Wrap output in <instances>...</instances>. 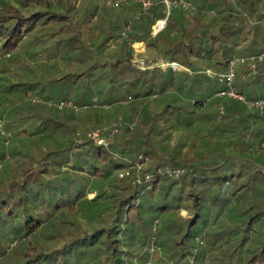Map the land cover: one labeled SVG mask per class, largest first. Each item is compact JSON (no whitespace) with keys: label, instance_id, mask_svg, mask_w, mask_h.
Returning <instances> with one entry per match:
<instances>
[{"label":"trees","instance_id":"16d2710c","mask_svg":"<svg viewBox=\"0 0 264 264\" xmlns=\"http://www.w3.org/2000/svg\"><path fill=\"white\" fill-rule=\"evenodd\" d=\"M154 1L148 12L134 5L138 16L125 36V8H108L101 0H0V57H29L28 47L38 45L55 71L32 89L68 86L74 92L50 101L72 100L80 106L75 112L59 111L46 103L40 88L37 95L44 102L17 101L6 125L15 137L29 133L40 145L37 150L31 142L11 145L10 158H20L15 164L23 167L20 179L12 177L11 159L3 166L7 152L0 150L1 258L9 243H19L10 264H147L143 246L154 240L163 244L179 233L181 238L171 241L170 251L175 250L169 261L161 258L155 264L214 259L264 264V208L246 201L253 198L254 187L264 204V113L228 99L221 114L220 102L212 97L225 85L208 74L225 71L234 55L264 53V22L245 24L235 9L241 1L249 15L263 19L264 0H187L191 5L174 6L169 14L163 0ZM163 17L166 27L153 35L154 18ZM137 40L158 56L134 62ZM263 64L264 58L247 81L237 79L241 92L264 96L247 93ZM1 79L5 94L9 85L4 88ZM9 97L16 99L11 94L0 107ZM120 116L136 124L122 128L125 148L74 138ZM19 118L21 129L15 122ZM142 151L150 154L147 171L157 176L133 186V177L121 173L129 165L126 156L136 159ZM169 167L186 172L174 179L157 173ZM211 199L224 202L223 214L212 219L204 210ZM183 206L190 215L182 216L177 232L168 233L172 224H167ZM157 219H164L162 230L155 229ZM45 227L50 243L40 251L37 234ZM56 239L61 242L53 247ZM187 255L192 263L184 260Z\"/></svg>","mask_w":264,"mask_h":264},{"label":"rangeland","instance_id":"374dc122","mask_svg":"<svg viewBox=\"0 0 264 264\" xmlns=\"http://www.w3.org/2000/svg\"><path fill=\"white\" fill-rule=\"evenodd\" d=\"M86 1L87 0H83V3L86 4ZM235 2H237V1L235 0ZM101 3L104 5L103 0H101ZM235 4H236L235 9H236L237 12H240L242 14L243 22H245V24L248 23V24H250L252 26H255L257 24H260V23L264 22V18L263 19H259V17H255V16L252 17L251 15H249L243 9L241 1L239 3H235ZM108 8H110V7H108ZM112 9H114V8H112ZM27 51L28 52L32 51V54L29 57L26 55L27 53H23V54L22 53H18V54H16V56L13 53V55H11L10 57L8 56L9 54H7L8 57L7 56L0 57V77H2L1 80H2V83L4 84L3 87L5 88L7 85H9L8 86V90H10V91H8L5 94L0 93V103H1V101H4V102L7 101V97L10 96L11 94H14L16 96V99H13L12 97H9L8 102H6L7 105L3 106V107H0V119H2V125L0 124V150L1 149H5L6 152H7L5 154V157L3 158V161H2V162H5L3 164V166L4 165H8L7 162L11 159L9 161V163L13 165V167H12L13 168L12 169V171H13L12 172V177L15 176V178H17V179H20L21 170H22L23 167L20 168V166L17 163L15 164V162H17V160H20V158H17V159L10 158L11 154L9 153V150H10L11 145H13L15 143V141L17 142L16 144H18L20 146H22V144H27V143L29 144L31 142L30 145L33 147L34 150H37L38 147H40V145L37 142L36 143H32V138L30 136H28L29 133H27V134L26 133H21L20 136H18V137L16 136L15 137L14 132L12 130H10V129L8 130L6 128L7 123L12 121L13 118H14V114H15V111H16L14 109L16 108V106H19L17 104V101L22 100V99L23 100L27 99V101L31 100L34 103H42V102H44V100L42 99L44 97L45 99L48 100V101L46 100L47 104L59 109V111H62L64 113L75 112V111H77L80 108V106L77 104L76 107L75 106H65L63 108V110H62V108H59L58 106L55 105V103L53 104V102L50 101L52 99H56L58 97H61L62 94L63 93H67V91L74 92V90H69L68 86H66L67 88H65V87L64 88H60L59 83H50V84L47 85L46 88H43V84L42 85L39 84L35 89L34 88L32 89V86L34 85V83H37L40 79L43 78L44 75H47V74H50V73H54L55 69H54V64H53V66L46 65L47 62L43 58V51L44 50H42V48H39L38 45L29 46ZM246 68L247 67L245 65L239 66V68H238V73H239L238 79L240 78L241 80H244V81L246 80L240 75L243 70H244L243 72L246 71ZM40 88H43V90H39ZM76 88H78V86L74 87V89H76ZM1 89L2 88H0V91H1ZM28 90H30V91L27 92ZM37 91L42 93V95H43L42 98L39 95H37V94H39V93H37ZM7 94H9V95H7ZM34 94H36L37 96L34 97L33 96ZM205 95L206 96L207 95L210 96L208 91L205 92ZM213 96H214V97H212L213 99L218 100L220 102L219 107H218L219 109H220L221 105H224V107L226 106L225 102L228 99L235 100V99H233V98H231L229 96H222V97H219L217 95H213ZM48 97H50V98H48ZM162 97L165 99V97H167V94L166 95H164V93L161 94V98ZM149 98H151V97H149ZM86 105H85L84 108H87L88 106H90L89 104H86ZM219 112H221V111L219 110ZM27 119H30V118H27ZM23 121L20 118H19V121H15L16 123L18 122V124L20 123V126L18 127L19 129H21L24 126ZM119 122H121V126L119 128V132L114 134V135H109L108 141H109L110 144H113V146H117L118 145L120 148H125L126 145L124 143H122L123 139H124V134H123V130L124 129H122V128H123L124 125H128L130 127V129H134L136 124L132 123V124H134V126L131 127L130 126L131 123L130 122L129 123L125 122L122 116H120L119 118H117L114 121L110 119V120L106 121L103 125H101L99 127H96V128L90 129L89 133L91 131L95 130V129H105L106 134H108V131L110 129L114 128L116 126V124L119 123ZM26 123H27L26 126H30L31 123H32V120L30 119ZM31 127L32 126L27 127V128H31ZM2 128H3L4 131H6L5 132L6 134L8 132L12 133V137H11L10 141L8 142V144L5 143L6 137H4V136H6V135L2 134V131H1ZM60 134L64 135L63 132H61ZM88 134L87 135H83L82 133L78 132V133H76L74 138L77 139L78 141H83L84 137H86V136L89 137ZM30 145H28V146H30ZM80 149H82V147H80ZM77 150H79V149L77 148ZM111 155L115 156V154L113 152H112ZM125 155H128V154H125ZM115 157H117V156H115ZM126 157H127V162L129 163V165L126 167V169L130 172V174L125 175V176H132L133 177V181L131 180L133 186H135L136 184H139V182L135 183L134 180L136 178L140 179V181L142 182L141 184H143V183L145 184V181L143 180L144 176L146 177V176H150V174H152L151 173V168L148 169V171H147L150 154L146 153L145 151H142L140 153V156L136 157V159H132L131 155L130 156L128 155ZM2 162H0V164H2ZM35 166H36V164H35ZM169 168H172V167H169ZM161 169H162L161 173H158V171H157V173L161 174V175H164L165 174L164 170H166L167 168H161ZM144 170H146V171H144ZM185 172H186V170L183 173H185ZM156 176L157 175H153L152 179L155 180ZM171 178L174 179V177H171ZM152 179H150V180H152ZM252 188L254 189L253 198L246 199V201H248L249 204L250 203H252V204L255 203L256 205H258V204L262 205V207L264 208V204H261V203H263V200L260 198L259 191L257 189H255L254 187H252ZM186 189L187 188L185 187V191H186ZM94 195H95L94 193H89L88 196L89 197H93ZM223 203L224 202H222V201H216L214 199H211L210 202L206 203V205H205L206 209H204V210L208 209L209 214H210V219H212V217L216 216L220 211H221V215L223 214V210H222V208H223L222 205H224ZM238 208H240V207H238ZM189 215H190V212L184 206L181 207L179 210H177L176 213H175L174 218L171 219L172 222L169 221V223L167 224V226L172 224L170 226L172 228V230L170 228V231L168 233L177 232V230H178V222L180 223L179 220L182 219V216H189ZM221 215L219 216V221H221V219H222ZM61 218L65 219L66 217L62 216ZM157 220H159V222L155 223L156 224L155 229L156 228L158 229L160 227L159 230H162L165 227L164 221H163L164 219H157ZM82 221H85V220L82 219ZM229 222H230V225H231L232 224V220H229ZM84 229H85V227L83 226L81 231H83ZM75 232L79 233V229H76ZM48 234L49 233H48V230L46 229V227L43 228L41 230V232H39L37 234L38 235V239H39V247L40 246H44V247L48 246V243H50L49 240L47 241V239H48L47 235ZM179 234H175V236L173 235L171 237V241H175L176 239L181 238V235H179ZM35 239H36V237L33 238L34 241H35ZM45 239H46V242L43 244L41 241H44ZM154 241L152 242V244L150 246L149 245L143 246V248L141 250L142 253L147 252V251L149 253V258H148L147 264H155V262H157L158 260H161V258L163 259V261H167L168 260V256L172 255L174 253V250H175V249H173V251H170V248H171L170 246H172V242L171 241H168V242L164 241L163 244L162 243L158 244V243H156ZM60 242H61V239L54 240L53 243H52L53 247L57 246L58 244H60ZM17 243H18L17 241L9 243V247L7 248L5 254L2 256V258L0 256V264H10L12 261H15V258H16V255H17V248L16 247L19 244V243L18 244ZM39 250L41 251L42 247H40ZM221 250H223V248ZM219 253L222 254L221 252H219ZM176 257L178 259V256H176ZM184 260L185 261L189 260V262L192 263V257L190 255H187ZM133 262L134 263L139 262V258H137V257L134 258ZM170 263L171 264H175L176 260H174V262L170 261ZM207 264H219V261L214 259V261H212V263H211V260H210Z\"/></svg>","mask_w":264,"mask_h":264},{"label":"built area","instance_id":"2783aa9c","mask_svg":"<svg viewBox=\"0 0 264 264\" xmlns=\"http://www.w3.org/2000/svg\"><path fill=\"white\" fill-rule=\"evenodd\" d=\"M168 7L167 14L170 13V10L174 6H182V7H188L191 5L190 2L187 0H163ZM104 5L110 7V8H121L123 6H128L131 4H139L141 6V13L142 12H148L154 5V0H103ZM139 13V15L141 14ZM167 24V17L163 18H154V23L152 25V34L156 35L161 30H163L166 27ZM132 30L131 22L128 23L127 29L123 32V35L127 36L128 33ZM264 58V53L259 54H253V55H234L228 65L227 69L223 72H209L211 76H215L220 82L224 83L225 88L218 92L219 96H229L242 104H244L247 108L251 110H258L260 113H264V96L254 98L251 96H248L244 92H241L237 86L236 81L239 77L238 68L241 65H245L246 71L242 73V77L244 79L251 78L252 76H255L258 73V63ZM55 105L59 108H64L65 106H77L72 100H58L55 102ZM221 114L224 113L225 107L224 105H221L220 109ZM0 124L2 125V119H0ZM121 126V122L117 123L116 126L108 131V134H106L105 129H95L89 133V137L94 140L97 144L105 145L107 146L109 141V135H114L119 132V128ZM130 126H134V124H130ZM2 134L6 135V141L5 143L8 144L12 137V133L1 129ZM162 169L158 168V173H161ZM165 174L168 176L177 178L183 173V168H167L164 170ZM152 173V172H151ZM130 172L127 170L123 173H121L122 176L128 175ZM153 173L150 174V176H146V178L143 180L150 181L153 177ZM150 178V179H149ZM135 183H142L140 179L136 178ZM159 220H156V223H158Z\"/></svg>","mask_w":264,"mask_h":264},{"label":"crops","instance_id":"0c3cea01","mask_svg":"<svg viewBox=\"0 0 264 264\" xmlns=\"http://www.w3.org/2000/svg\"><path fill=\"white\" fill-rule=\"evenodd\" d=\"M134 5L135 4H131V5H128V6H123V8H125L126 10V15H127V20L128 23L129 22H133L135 16L137 17L138 14L136 15V13L134 14L133 13V8H134ZM122 8V7H121ZM262 37H260V40L262 41ZM133 48L135 49V58H134V62H139V61H143L144 59H154L156 58L157 56L156 55H152L151 52L149 51V49L147 48L146 46V43L142 40H137L135 41L133 44H132ZM63 67V66H62ZM144 68V67H142ZM244 71V70H243ZM242 71V73H243ZM209 72H214V71H211V70H208V74ZM242 73L240 74L242 76ZM260 76L258 78L257 81H255L254 83H252V86L248 87L247 89V93L248 94H255V95H261L263 94L264 95V64L262 65L261 69H260ZM49 74L47 75H44L45 77H47ZM210 75V74H209ZM242 78V77H241ZM250 79V78H247L246 81Z\"/></svg>","mask_w":264,"mask_h":264}]
</instances>
